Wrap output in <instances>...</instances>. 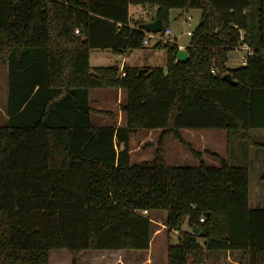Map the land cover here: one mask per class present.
<instances>
[{"label": "trees", "instance_id": "16d2710c", "mask_svg": "<svg viewBox=\"0 0 264 264\" xmlns=\"http://www.w3.org/2000/svg\"><path fill=\"white\" fill-rule=\"evenodd\" d=\"M0 0V63L8 67L6 125H0V264H49L52 250L78 264L86 250H146L151 221L166 213L176 230L167 264H204L212 251L264 254V208L249 207V170L202 153L194 166L130 163L139 131L160 130L158 143L183 129L236 131L249 145L264 129V0ZM154 6L161 31L172 9L201 11L176 61L175 43L161 67H90L92 50L121 54L145 47L142 20L129 6ZM78 30L75 33V30ZM239 29L253 48L246 64L228 68ZM214 70V73L211 72ZM229 73L236 84L223 79ZM124 89L126 125H92L89 90ZM100 115L110 112L98 111ZM207 213V216H205ZM203 217V221L200 218ZM193 226L200 228L196 234ZM204 240L203 245L198 238Z\"/></svg>", "mask_w": 264, "mask_h": 264}, {"label": "rangeland", "instance_id": "374dc122", "mask_svg": "<svg viewBox=\"0 0 264 264\" xmlns=\"http://www.w3.org/2000/svg\"><path fill=\"white\" fill-rule=\"evenodd\" d=\"M259 0H252L249 9L250 20L254 21L255 7ZM180 14L179 16H177ZM191 17L189 21L187 18ZM201 16V11L198 9H191L183 11L180 9H172L170 11L169 23L173 29V34L168 39L159 40L155 42L150 40L148 45L140 49H134L127 51L124 55L128 67H138L148 65L149 67H161L166 71V53L162 49H155L153 46L156 43L170 42L172 43L176 37H178V43L183 45L189 44L190 36L187 35L188 31H193L197 26ZM147 20H151L155 17L154 12H150L144 16ZM149 52H154L149 54ZM164 56V57H163ZM245 52L242 50H230L228 53V68H236L241 66V60L244 58ZM115 60L121 61L118 54L109 50H92L90 53V65L93 67H108L115 64ZM140 69V68H139ZM8 79H7V63H0V125H6L8 116L6 114V104L8 98ZM106 109L116 110L118 108ZM115 112V111H114ZM114 112L111 115L91 114L90 120L94 126H110L116 123V117ZM161 134L160 130L153 131H139L134 134L129 143L130 163L138 164L144 161H151L155 157V152L160 147L161 156L165 164L170 166H194L199 163L191 152L190 149L201 152V159L209 166L219 165V160L213 155L217 154L220 158L227 161L234 166H246L249 170V198L250 207L264 208V147H257L247 145L241 140L240 135L236 131H228L223 129H183L180 131L182 142L175 139L172 135H169L163 139L161 144L158 143V138ZM251 136L254 141L264 144V129L251 130ZM162 211H156L151 213L149 217L157 222L152 223L151 235L155 231V228L162 229V241L164 238L172 237L170 243L176 244L180 232L188 230L187 224L184 222L181 228L176 229L179 231L173 232L168 230L165 225V216ZM161 225H164L163 228ZM170 237V238H171ZM198 242L203 245L204 240L198 238ZM165 243V242H164ZM159 254L162 253V249L158 244H154ZM91 256L85 257L81 264H116L115 258H112V253L101 252L98 250L87 251ZM110 254V255H109ZM108 256H110L108 258ZM136 257L138 263L141 264L144 253H139ZM151 261L148 262L150 264ZM49 264H70L68 252L63 249H55L50 252Z\"/></svg>", "mask_w": 264, "mask_h": 264}, {"label": "crops", "instance_id": "0c3cea01", "mask_svg": "<svg viewBox=\"0 0 264 264\" xmlns=\"http://www.w3.org/2000/svg\"><path fill=\"white\" fill-rule=\"evenodd\" d=\"M155 9L156 7L154 6L131 5L129 6L128 10H129L130 18H132L133 20H142L143 22H150V21H153L155 17L152 18L151 20H147L144 16L150 12L155 13ZM179 15L180 14H178L177 16ZM170 27H172L171 24H170ZM173 43L177 45L178 49H185V50L189 45V44L183 45V44L178 43V37L174 39ZM125 53L126 52L118 54V57L121 58L120 62L118 60H115V64L118 67L127 65L126 61L124 60ZM153 53L154 52H149V54H153ZM89 61H90V55H89ZM165 61H166V56H165ZM90 67L94 68L91 65ZM147 67L149 66L148 65L141 66V67L138 66L137 68L144 70ZM149 68H154V67H149ZM7 74H8V67H7ZM88 98H89V106L93 110V113L91 114H97L96 112L98 111H106V112L115 111L114 113H116L115 114L116 123L110 126L117 128V127L126 125V116L120 110V107L123 104H125L126 99H127V94L124 89L93 88L89 90ZM103 106H108L109 108H118V111L117 112L116 110L112 111V110L106 109L107 107H103ZM95 127H103V126H95ZM260 144L264 145L263 143H260ZM257 147H260V146H257ZM130 154H131V151H130ZM249 177H250V174H249ZM248 203L250 204V198H249ZM250 208H260V207H250ZM156 211L160 212V210H154V211H151L150 213H145V214L149 217L151 213H154ZM161 213H163L166 219V213L164 211H162ZM149 219L151 221V227H152V223L155 221H153L150 217ZM156 223L157 222H155V224ZM161 226L163 228L165 227L164 225H161ZM172 231L177 232L179 230H172ZM161 233H162V229L156 227L155 231L151 235L149 248L146 250H98V251L112 253L111 257L115 258L116 264H139L138 260H136L137 259L136 257H138L137 255L139 253H144V257H143V260H141V264H148L149 261H151L150 264H167V246L171 242L172 237L169 236L170 241H168V238H166L167 236L163 237L164 242H165L164 243L162 241ZM155 243L158 244V246H160V248L163 250L161 254H159L156 247L153 246ZM87 251H90V250L84 251L79 256L78 264H81L85 257L89 258L91 256V253L89 254V252ZM68 256H69V262L71 264L70 255L68 254ZM109 257L110 256H108V258ZM204 264H264V254H258V253L251 254V253H248L247 251L246 252L245 251H224V252L223 251H212L206 254V259L204 261Z\"/></svg>", "mask_w": 264, "mask_h": 264}, {"label": "built area", "instance_id": "2783aa9c", "mask_svg": "<svg viewBox=\"0 0 264 264\" xmlns=\"http://www.w3.org/2000/svg\"><path fill=\"white\" fill-rule=\"evenodd\" d=\"M189 21L192 20L191 17L188 16L187 18ZM78 30H75V33H77ZM144 39L142 41V43L144 45H148L150 40H154L155 42L159 41V40H166L168 39L169 36H171L173 34V30L170 26L166 27L163 31L157 32V33H152V32H147L144 31ZM192 31H188L187 35H191ZM245 36H246V31L243 29H239V36H238V45L234 48L237 50H242L245 52V56L244 58L241 60V64L245 65L246 64V57L251 55L253 52V48L251 46L248 45V43L245 41ZM212 73H214V70H211ZM119 73L121 76H123L125 74L124 70L122 69V67H119ZM200 221H203V217L200 218Z\"/></svg>", "mask_w": 264, "mask_h": 264}, {"label": "water", "instance_id": "95a60500", "mask_svg": "<svg viewBox=\"0 0 264 264\" xmlns=\"http://www.w3.org/2000/svg\"><path fill=\"white\" fill-rule=\"evenodd\" d=\"M142 29L147 32L157 33L161 31V24L158 19H154L150 22H145L141 25ZM188 59V53L185 49H178L176 52V61L177 62H186ZM144 73L143 69L138 70V75H142ZM223 79L231 84H236L235 81L232 80L231 75L229 73H226L223 76ZM205 216H207V213H205ZM193 230L196 234H200L202 236V233H199L200 228L197 226H193Z\"/></svg>", "mask_w": 264, "mask_h": 264}]
</instances>
